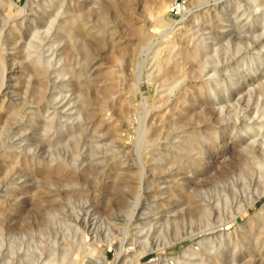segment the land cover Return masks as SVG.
<instances>
[{"label": "rangeland", "instance_id": "rangeland-1", "mask_svg": "<svg viewBox=\"0 0 264 264\" xmlns=\"http://www.w3.org/2000/svg\"><path fill=\"white\" fill-rule=\"evenodd\" d=\"M260 172L264 0H0V264H215Z\"/></svg>", "mask_w": 264, "mask_h": 264}, {"label": "bare ground", "instance_id": "bare-ground-1", "mask_svg": "<svg viewBox=\"0 0 264 264\" xmlns=\"http://www.w3.org/2000/svg\"><path fill=\"white\" fill-rule=\"evenodd\" d=\"M32 1V0H31ZM39 2V1H38ZM13 3V1H12ZM39 6V5H38ZM179 8L182 10V15L186 16L185 14L190 12V9H186L184 7H180ZM30 9V8H29ZM192 9V8H191ZM33 11V10H32ZM32 13V12H31ZM19 15V14H18ZM32 15V14H31ZM26 16V15H25ZM29 17V16H28ZM33 18V17H31ZM37 18V17H36ZM34 19V18H33ZM32 19V20H33ZM31 20V19H30ZM31 20V21H32ZM36 20V19H35ZM37 22V21H36ZM179 21H174L169 29H171L173 26H175ZM29 23V22H28ZM31 24V23H30ZM27 25V24H26ZM35 27H37L38 25H34ZM52 26L48 25V30H50ZM20 28V25H19ZM31 28V27H30ZM39 28V26H38ZM62 28V27H61ZM28 29V28H27ZM26 29V30H27ZM34 29V28H33ZM38 30V29H37ZM36 33V32H35ZM34 33V34H35ZM21 38V37H20ZM19 38V40H20ZM62 43V42H61ZM27 44V43H25ZM59 45V44H58ZM60 46V45H59ZM61 47V46H60ZM50 50V48H48ZM47 49V51H48ZM46 51V50H45ZM56 51H58L57 49H53V51H51L52 56H54L56 53ZM59 51L61 52V50L59 49ZM58 51V52H59ZM48 54V53H47ZM50 54V53H49ZM46 55V54H45ZM45 55L43 54H39L38 56L35 57V61L34 64L41 70L43 71H48L49 67L52 65V62L48 59V57H45ZM31 56V55H30ZM56 56V55H55ZM48 58V59H47ZM32 59V58H31ZM4 65V64H3ZM54 66V65H53ZM6 70V69H5ZM54 70H51V72ZM44 73V72H43ZM51 74V73H49ZM48 76V75H47ZM136 84H137V88H139V79L137 78L136 80ZM6 94V93H5ZM12 101V100H11ZM16 103V102H15ZM8 104V103H7ZM13 104V103H12ZM64 105V104H61ZM9 106V105H8ZM68 111V110H67ZM69 112H71L69 110ZM72 113V112H71ZM73 115V114H72ZM70 113L66 112V110L62 113V119H61V124L63 127L67 126L70 128L71 126H73L75 124V120L73 119L74 116H72ZM75 118V117H74ZM90 118V116H89ZM91 121H94V119ZM90 123V122H88ZM87 123V124H88ZM81 124V123H80ZM86 124V123H85ZM93 124V123H92ZM244 144V143H243ZM246 145V144H245ZM253 145V144H252ZM241 146V145H240ZM10 147V146H9ZM248 147V146H247ZM252 147V146H251ZM254 147V146H253ZM261 147V146H260ZM17 148V147H16ZM250 148V147H249ZM21 151V150H20ZM18 154V153H17ZM56 159V158H55ZM54 161V160H53ZM62 160H59V162L56 161V163H53L52 165H54L53 167H55L57 170H60L62 168V166H64V163L61 162ZM51 162V160H50ZM66 165V164H65ZM260 166V165H259ZM51 167V166H50ZM49 167V168H50ZM74 168V167H73ZM72 168V169H73ZM52 169V168H51ZM75 169V168H74ZM56 170V171H57ZM66 170V169H65ZM71 170V169H70ZM69 170V171H70ZM54 171V170H53ZM71 172V171H70ZM255 174V173H254ZM257 174V173H256ZM259 175L256 176L258 177L256 183L257 185H262L263 189H264V176L263 174L258 173ZM181 178V177H180ZM141 180V179H140ZM167 181V180H166ZM141 184V182H140ZM141 189L138 192V194H141ZM121 190V189H120ZM261 194H264V190L260 192ZM260 194V195H261ZM117 195V194H116ZM260 195H252L246 202L241 203L237 208H238V213L235 215L233 214H228L225 215L224 213H221L223 216V214L225 216H223L221 218V216L217 217L218 220V224L214 225L215 221H213V226L212 229L207 232V231H203L201 233V239L203 237V239H209L211 237L216 236L221 243L220 247L218 249V251L215 253L214 251V256L216 257L215 259V264H241L243 262H248V264H263L264 262V205H262L261 208H259V212L254 213L249 219L252 220L249 224L246 223H242L241 221L237 220V217L239 216V214H244L246 213L248 207L250 205L255 204L256 200L259 198ZM125 196V195H124ZM128 196V195H127ZM126 197V196H125ZM127 198V197H126ZM248 198V197H247ZM187 206V203H185V201L182 198H176L173 202V206L169 207V208H173V209H179L180 211H182L185 207ZM198 206L199 208H201V210H210V204L206 203V202H198ZM186 209V208H185ZM173 211L174 213L177 211ZM47 211V210H46ZM179 211V213H180ZM184 211V210H183ZM220 212V211H218ZM182 213V212H181ZM220 214V213H219ZM133 216V215H132ZM257 217H259V220L257 219ZM87 217L85 216L84 219H86ZM215 218V219H216ZM214 219V220H215ZM217 220V219H216ZM47 222V221H46ZM85 222H87L85 220ZM81 223H83L81 221ZM77 224V223H76ZM89 224V223H88ZM95 224V223H94ZM211 224V222H210ZM92 225V224H91ZM79 226V225H78ZM95 227V226H92ZM80 228L79 230H81L82 227H78ZM76 228V229H78ZM84 228H86V230L88 229V226L86 225V223H84ZM209 228V227H208ZM74 229V230H76ZM78 230V231H79ZM90 230V229H89ZM91 231V230H90ZM88 231V232H90ZM81 232V231H80ZM86 232V231H85ZM189 238H191V241L193 242L195 240L196 237L193 236V233L190 235H187ZM198 237V236H197ZM181 238V237H180ZM114 246H116L114 244ZM133 247H128L124 250H120V249H116V253L114 255L113 261L111 264H115V262H118L120 259H122L123 257H126L128 254L131 253ZM242 253H240V251H242ZM256 250V251H255ZM209 253V252H208ZM105 252L101 250L100 255L96 258L91 257V256H86V258H82L76 261L74 260V264H104L105 261ZM213 254V253H212ZM162 255V254H161ZM160 256V255H159ZM158 256V257H159ZM124 259V258H123ZM245 262V264H247Z\"/></svg>", "mask_w": 264, "mask_h": 264}, {"label": "built area", "instance_id": "built-area-1", "mask_svg": "<svg viewBox=\"0 0 264 264\" xmlns=\"http://www.w3.org/2000/svg\"><path fill=\"white\" fill-rule=\"evenodd\" d=\"M179 5H180V3H178V2L173 3V4L170 6V10L172 11V10H174V9H179Z\"/></svg>", "mask_w": 264, "mask_h": 264}]
</instances>
